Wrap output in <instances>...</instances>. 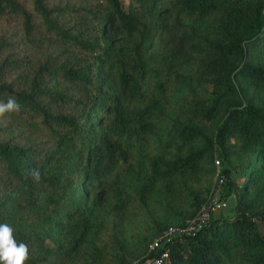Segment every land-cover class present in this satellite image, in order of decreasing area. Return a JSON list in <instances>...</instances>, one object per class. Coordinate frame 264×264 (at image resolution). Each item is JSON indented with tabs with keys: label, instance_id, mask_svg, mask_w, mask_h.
I'll return each instance as SVG.
<instances>
[{
	"label": "trees",
	"instance_id": "1",
	"mask_svg": "<svg viewBox=\"0 0 264 264\" xmlns=\"http://www.w3.org/2000/svg\"><path fill=\"white\" fill-rule=\"evenodd\" d=\"M8 15L38 51L0 60V102L32 127L0 126V224L42 227L13 233L24 264L144 256L197 215L215 157L234 217L174 239L167 264H264V0H0Z\"/></svg>",
	"mask_w": 264,
	"mask_h": 264
},
{
	"label": "rangeland",
	"instance_id": "2",
	"mask_svg": "<svg viewBox=\"0 0 264 264\" xmlns=\"http://www.w3.org/2000/svg\"><path fill=\"white\" fill-rule=\"evenodd\" d=\"M61 2H68L70 0H60ZM123 2V5L126 6L130 0H121ZM20 19L8 15L6 17H0V38H4L5 41L10 42L11 45L9 47H6L4 49H0V60L3 59L5 56L8 60L20 58L24 55V53H30L35 58L38 51L33 50L34 52H31V50L23 44V40L20 39V32H21V26H20ZM18 72V69L11 70V74L15 75ZM15 114H8L6 113L3 116H0V126L7 128L8 134L3 135L2 138H12L13 141H24V134H26L29 130L32 129V127H29L22 119H19L15 117ZM214 164V163H213ZM213 177L210 184V190L208 192V195L210 191L215 187V168L213 166ZM232 179L236 180L237 184L240 185L241 179L237 177L236 171H233ZM237 192L236 190H231V195L228 197L227 200V206L224 208V210L216 214V217H221L224 219H232L234 216V205L236 202V196ZM207 195V196H208ZM100 210V209H99ZM98 210V211H99ZM101 215H96V218H99ZM214 216V217H215ZM10 226L13 229V233L19 232V231H29L30 229H37L40 231L42 227L40 225L36 226L34 224H29L27 220L21 221L14 219L10 222ZM47 230L50 232L49 237L47 238V242L50 244H53L54 241L60 240L65 242L68 239L67 233H71V229L68 227H64V229H61L57 226L50 228L47 227ZM62 231V232H60ZM146 231H142L144 233ZM121 233L123 240L122 245H124V252L130 253L133 251V242L130 238V224L122 225L121 227ZM137 239H139L137 237ZM145 254L144 256H140L138 259H141V263L145 260Z\"/></svg>",
	"mask_w": 264,
	"mask_h": 264
},
{
	"label": "built area",
	"instance_id": "3",
	"mask_svg": "<svg viewBox=\"0 0 264 264\" xmlns=\"http://www.w3.org/2000/svg\"><path fill=\"white\" fill-rule=\"evenodd\" d=\"M215 187L210 191L205 201L200 205L197 215L185 226H170L156 235L149 243L148 253L141 263L136 259L127 264H167L169 263V243L176 238L183 237V234L194 233L209 222L216 214L221 213L227 206L228 197L225 192L227 176L222 171L221 160L214 158Z\"/></svg>",
	"mask_w": 264,
	"mask_h": 264
},
{
	"label": "clouds",
	"instance_id": "4",
	"mask_svg": "<svg viewBox=\"0 0 264 264\" xmlns=\"http://www.w3.org/2000/svg\"><path fill=\"white\" fill-rule=\"evenodd\" d=\"M19 108L18 102L9 97L7 103L0 102V116L18 112ZM30 175L37 181L40 179L38 170H30ZM27 259L28 246L22 242L17 244L10 225L0 224V264H24Z\"/></svg>",
	"mask_w": 264,
	"mask_h": 264
}]
</instances>
